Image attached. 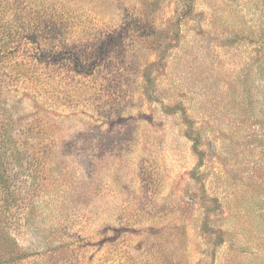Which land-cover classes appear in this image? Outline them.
I'll use <instances>...</instances> for the list:
<instances>
[{"label": "rangeland", "instance_id": "obj_1", "mask_svg": "<svg viewBox=\"0 0 264 264\" xmlns=\"http://www.w3.org/2000/svg\"><path fill=\"white\" fill-rule=\"evenodd\" d=\"M0 264H264V0H0Z\"/></svg>", "mask_w": 264, "mask_h": 264}]
</instances>
